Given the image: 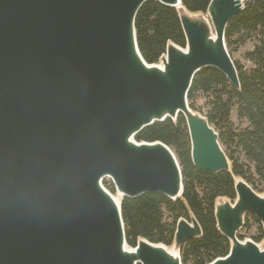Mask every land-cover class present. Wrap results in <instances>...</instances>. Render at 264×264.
I'll list each match as a JSON object with an SVG mask.
<instances>
[{
    "label": "water",
    "instance_id": "1",
    "mask_svg": "<svg viewBox=\"0 0 264 264\" xmlns=\"http://www.w3.org/2000/svg\"><path fill=\"white\" fill-rule=\"evenodd\" d=\"M150 1L177 12L185 37L157 64L145 62L135 31ZM243 11L235 0H211L205 14L182 0H0V264H181L183 245L202 237L192 215L178 220L171 247L127 244L123 199L183 195L171 149L135 137L182 116L194 168L231 173L188 94L207 68L240 90L225 32ZM234 189L235 200L214 207L229 252L210 264H264V238L238 239L249 215L264 234V194L241 178Z\"/></svg>",
    "mask_w": 264,
    "mask_h": 264
},
{
    "label": "trees",
    "instance_id": "2",
    "mask_svg": "<svg viewBox=\"0 0 264 264\" xmlns=\"http://www.w3.org/2000/svg\"><path fill=\"white\" fill-rule=\"evenodd\" d=\"M210 1L182 0V4L189 13L205 14ZM135 31L139 51L147 64H157L168 43L185 48L177 12L157 2L150 1L140 9ZM236 37L241 38V43L254 41L252 51L245 54L246 62L253 68L245 70L234 63L240 90H235L221 72L207 68L196 75L188 94L191 109L200 114L204 109L202 115L218 133L220 145L225 148L231 163V173L212 175L194 168L188 130L182 116L176 122L166 120L143 130L135 137L136 142H160L174 153L181 168L183 195L175 202L160 194L123 199L121 213L129 247H135L139 239L171 247L178 220H189L192 215L202 230V237L183 245L181 264H210L225 257L230 248L229 241L216 229V201L220 198L235 200L234 178H241L249 185L247 174L251 166L253 175L264 188V0H254L229 23L225 32L228 52ZM199 99L204 104L196 110ZM234 110L238 121L247 123L246 129L239 132L233 130L230 121ZM103 185L115 194L110 181L105 180ZM252 189L264 194V191ZM251 225L257 226L260 234L251 240L260 243L264 234L255 217L249 215L245 219L242 232H249ZM239 234L238 239L244 240Z\"/></svg>",
    "mask_w": 264,
    "mask_h": 264
},
{
    "label": "rangeland",
    "instance_id": "3",
    "mask_svg": "<svg viewBox=\"0 0 264 264\" xmlns=\"http://www.w3.org/2000/svg\"><path fill=\"white\" fill-rule=\"evenodd\" d=\"M205 18L208 19L207 16H204ZM242 40L239 37H236L233 39V44H232V48L229 50V54L230 57L232 59V61L236 64H238V66L244 68L245 70H250L253 68V66L246 62L245 60V54L252 51L253 46H254V41L253 40H248L246 42L241 43ZM203 100L199 99L195 105L196 110H200V108H202L203 106ZM202 112V114L205 113L204 109L200 110ZM230 121L233 125V130L235 132H239L242 131L244 129H246L247 127V123L246 122H240L237 119V114L236 111L234 110L231 113L230 116ZM223 151H225V148H223ZM247 178L250 180V184L249 186L252 188H255L258 192H263L264 188L263 186H261L257 180V178L253 175V167H249V174H247ZM260 194V193H259ZM257 226L251 225V229L249 232L247 231H243L242 233L239 234V236H241L244 240H251L253 237H257L258 235H260L258 233L257 230Z\"/></svg>",
    "mask_w": 264,
    "mask_h": 264
},
{
    "label": "built area",
    "instance_id": "4",
    "mask_svg": "<svg viewBox=\"0 0 264 264\" xmlns=\"http://www.w3.org/2000/svg\"><path fill=\"white\" fill-rule=\"evenodd\" d=\"M237 5L245 9L248 5L252 4L254 0H235Z\"/></svg>",
    "mask_w": 264,
    "mask_h": 264
}]
</instances>
